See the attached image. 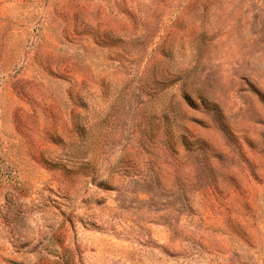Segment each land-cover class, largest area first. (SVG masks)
Wrapping results in <instances>:
<instances>
[{"label": "rangeland", "instance_id": "obj_1", "mask_svg": "<svg viewBox=\"0 0 264 264\" xmlns=\"http://www.w3.org/2000/svg\"><path fill=\"white\" fill-rule=\"evenodd\" d=\"M0 264H264V0H0Z\"/></svg>", "mask_w": 264, "mask_h": 264}]
</instances>
